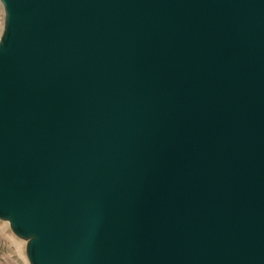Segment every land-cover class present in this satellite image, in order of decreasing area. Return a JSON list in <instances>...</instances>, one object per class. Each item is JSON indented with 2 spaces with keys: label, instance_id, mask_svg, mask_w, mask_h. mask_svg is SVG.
Wrapping results in <instances>:
<instances>
[{
  "label": "water",
  "instance_id": "water-1",
  "mask_svg": "<svg viewBox=\"0 0 264 264\" xmlns=\"http://www.w3.org/2000/svg\"><path fill=\"white\" fill-rule=\"evenodd\" d=\"M0 3L30 264H264V0Z\"/></svg>",
  "mask_w": 264,
  "mask_h": 264
},
{
  "label": "rangeland",
  "instance_id": "rangeland-1",
  "mask_svg": "<svg viewBox=\"0 0 264 264\" xmlns=\"http://www.w3.org/2000/svg\"><path fill=\"white\" fill-rule=\"evenodd\" d=\"M4 26V8L0 3V36ZM0 264H30L26 256V242L17 237L9 223L0 220Z\"/></svg>",
  "mask_w": 264,
  "mask_h": 264
}]
</instances>
